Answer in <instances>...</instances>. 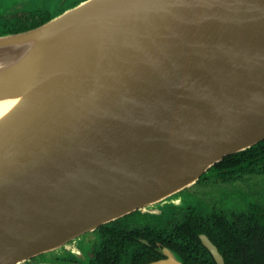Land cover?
<instances>
[{"label": "water", "instance_id": "1", "mask_svg": "<svg viewBox=\"0 0 264 264\" xmlns=\"http://www.w3.org/2000/svg\"><path fill=\"white\" fill-rule=\"evenodd\" d=\"M13 93L27 96L0 124V264L172 199L264 140V0H82L0 36ZM161 252L147 264H183Z\"/></svg>", "mask_w": 264, "mask_h": 264}, {"label": "trees", "instance_id": "2", "mask_svg": "<svg viewBox=\"0 0 264 264\" xmlns=\"http://www.w3.org/2000/svg\"><path fill=\"white\" fill-rule=\"evenodd\" d=\"M50 18V13L42 9L19 13L22 23L7 33L34 28ZM250 173L264 175V140L226 156L200 181L211 178L233 182ZM164 208L166 213L138 210L94 230L98 241L87 264H147L163 257V247L183 264H216L201 244L199 234L207 235L217 246L225 264H264L263 205L247 202L238 211L227 214L205 204L183 206L169 199L164 201Z\"/></svg>", "mask_w": 264, "mask_h": 264}, {"label": "rangeland", "instance_id": "3", "mask_svg": "<svg viewBox=\"0 0 264 264\" xmlns=\"http://www.w3.org/2000/svg\"><path fill=\"white\" fill-rule=\"evenodd\" d=\"M76 1L78 0H0V36H5L9 30L18 27L22 23L18 20L19 13L27 14L29 11L32 12L35 8H38L54 14ZM248 176L250 177L247 178ZM244 178L242 180L237 179L235 182L214 181L211 178L198 180L195 184L182 190L179 195L173 197L172 202L183 206L205 204L223 210L227 214H230L233 210H238L236 205L242 207L244 203L250 201L259 202L264 206V175H246ZM234 187L238 188L239 192H235L236 188ZM163 210L164 213L168 211L164 208V202L148 206L140 211L142 213H158ZM91 237L94 243L98 241L97 233L88 232L69 242L63 248L41 255V257L32 260L31 263L60 264L54 262L55 256H64L67 252L66 249L74 246L73 243L83 239L89 240ZM82 263H85L84 259H82Z\"/></svg>", "mask_w": 264, "mask_h": 264}, {"label": "flooded vegetation", "instance_id": "4", "mask_svg": "<svg viewBox=\"0 0 264 264\" xmlns=\"http://www.w3.org/2000/svg\"><path fill=\"white\" fill-rule=\"evenodd\" d=\"M246 175H255V173H250V174H246ZM244 175V176H246ZM259 175V174H258ZM244 176L238 180H242L244 178ZM250 176H248L247 178H249ZM245 179V178H244ZM237 180V179H235ZM235 180H233V182H235ZM236 188V187H234ZM236 192L238 190V188L235 189ZM250 202H256V201H250ZM259 203V202H257ZM260 204V203H259ZM209 206V205H208ZM238 210L240 209V207L238 205H236ZM238 210H233V211H238ZM228 211H230L228 209ZM93 233V232H92ZM208 237V236H207ZM200 239V238H199ZM201 241V240H200ZM93 242V243H92ZM97 242V241H96ZM96 242L94 243V240H92V237L89 240H81L78 241L76 243H73L74 246L72 248H68L66 249V254L63 256H55L54 258V262L55 263H60V264H67V263H72V264H87L88 259L92 256V250H93V246L94 244H96ZM212 242V241H211ZM202 244V243H201ZM217 247V246H216ZM218 249V248H217ZM219 251V250H218ZM209 252V251H208ZM210 253V252H209ZM220 253V252H219ZM221 254V253H220ZM211 255V254H210ZM222 255V254H221ZM63 256V257H62ZM62 257V258H61ZM83 257V258H82ZM223 257V256H222ZM161 258H164L161 257ZM159 258V259H161ZM82 259H84L85 263H82ZM224 259V258H223ZM158 260V259H157ZM214 260V259H213ZM73 261V262H72ZM155 261V260H154ZM216 263V262H215Z\"/></svg>", "mask_w": 264, "mask_h": 264}, {"label": "bare ground", "instance_id": "5", "mask_svg": "<svg viewBox=\"0 0 264 264\" xmlns=\"http://www.w3.org/2000/svg\"><path fill=\"white\" fill-rule=\"evenodd\" d=\"M26 96L22 93L0 96V124L22 104Z\"/></svg>", "mask_w": 264, "mask_h": 264}, {"label": "crops", "instance_id": "6", "mask_svg": "<svg viewBox=\"0 0 264 264\" xmlns=\"http://www.w3.org/2000/svg\"><path fill=\"white\" fill-rule=\"evenodd\" d=\"M80 1H82V0H78V1H76L75 3H73V4L69 5V6H66V7H64V8H61V10H60L58 13H54V14H51V13H50V17H53V16H55V15L61 13L62 11H64V10H66V9H68V8H70V7H72V6H74L75 4H77V3L80 2ZM34 10H38V8H35Z\"/></svg>", "mask_w": 264, "mask_h": 264}]
</instances>
